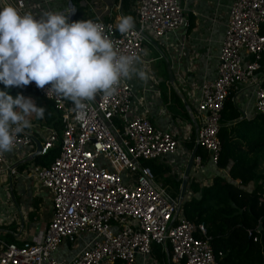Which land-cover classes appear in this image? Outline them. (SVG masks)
<instances>
[{"label": "built area", "instance_id": "obj_1", "mask_svg": "<svg viewBox=\"0 0 264 264\" xmlns=\"http://www.w3.org/2000/svg\"><path fill=\"white\" fill-rule=\"evenodd\" d=\"M47 1V0H41ZM5 4H8L6 1ZM24 0H14L21 14ZM130 11L134 28L122 35L117 22L90 18L122 54L143 52L147 35L163 38L170 31L186 28L188 19L179 0H133ZM124 16L117 8V18ZM264 0H230L224 33L217 54L216 74L199 83L197 126L178 136L154 126L133 101L129 84L121 79L113 95L98 93L87 104L84 119H77L74 105L55 93L50 85L38 88L59 111V131L46 130L38 154L58 144V154L48 165L29 163L18 172L0 154V175L32 180L48 199L50 216L36 238L7 241L0 237V264H159L151 253L156 243L169 248L173 264H218L206 227L181 213L183 200L171 196L158 184L144 160L174 154L184 142L200 145L207 161L216 166L220 144L217 136L220 111L228 94L236 107L250 101L264 116ZM244 55H249L245 59ZM47 93V94H46ZM242 114H246L244 109ZM32 137L24 129L16 135L13 149L26 156ZM194 169L202 161L193 155ZM264 205V193L257 195ZM255 240V238H253ZM66 244L69 255H55Z\"/></svg>", "mask_w": 264, "mask_h": 264}, {"label": "crops", "instance_id": "obj_2", "mask_svg": "<svg viewBox=\"0 0 264 264\" xmlns=\"http://www.w3.org/2000/svg\"><path fill=\"white\" fill-rule=\"evenodd\" d=\"M14 6V0H0V7L5 2ZM183 12L188 19V26L183 29L167 32L163 38L147 35L143 52L137 67L145 73V79L132 76L125 79L129 84L136 108L146 113L155 127L169 129L180 135L182 131L190 129L194 132L197 126L196 103L199 94V83L204 78H211L216 74L217 54L220 41L224 33L227 17V7L230 0H179ZM101 0L87 2L91 18H101L117 22V8L121 9L119 0L117 6L105 4ZM21 15L31 12L39 19L44 11H58L68 16L71 23L75 6L71 0H24ZM85 9V12H88ZM122 11V9H121ZM123 12V11H122ZM20 14V13H19ZM124 16H127L123 12ZM143 43V44H144ZM248 59L249 55H244ZM261 61H264L262 59ZM70 101V100H69ZM237 107L240 117L251 116L255 110L250 101L240 102ZM246 114H242V110ZM31 126L25 128L32 137L31 149L41 143L50 127L34 121V114L27 117ZM52 129V128H50ZM184 142L174 154L163 156L151 161L152 173L156 182L162 186L164 182L173 181L180 187L182 174L187 159L194 149ZM39 155V154H36ZM34 152L26 156L21 148L5 152L6 159L13 162L17 171H22L32 163ZM227 176L226 170L220 169L207 160L200 169H194L192 163L185 182V189L189 182L199 186L210 182L214 175ZM252 188V183L248 185ZM197 196L198 193H188ZM36 206L33 200L38 199ZM43 199H47L45 192L38 188L32 180L19 176L8 177L0 175V237L18 240L20 238H36L38 229H42L48 220L47 208ZM8 241V240H7ZM67 245L55 252V255H69Z\"/></svg>", "mask_w": 264, "mask_h": 264}, {"label": "clouds", "instance_id": "obj_3", "mask_svg": "<svg viewBox=\"0 0 264 264\" xmlns=\"http://www.w3.org/2000/svg\"><path fill=\"white\" fill-rule=\"evenodd\" d=\"M133 28L132 16L117 18L116 30L122 35ZM139 60L135 54H122L101 23H69L58 11H44L36 19L9 4L0 7V82L6 87L33 81L41 89L50 85L47 93L70 100L77 119L85 118V101L98 93L113 95L122 78L145 79ZM44 113L31 97L13 98L0 91V154L12 151L16 135L31 126L28 116L42 119Z\"/></svg>", "mask_w": 264, "mask_h": 264}, {"label": "trees", "instance_id": "obj_4", "mask_svg": "<svg viewBox=\"0 0 264 264\" xmlns=\"http://www.w3.org/2000/svg\"><path fill=\"white\" fill-rule=\"evenodd\" d=\"M88 1L71 0L75 6L72 22L91 18L84 15ZM132 2L119 0L122 11L133 17ZM260 33H264V24ZM0 91L13 98L17 94L31 97L38 107L45 108L44 117L37 119L34 114V121L55 131L61 128L59 111L39 90L29 85L6 87L0 82ZM240 115L228 94L220 111L217 132L220 149L216 162V167L226 170L227 176L214 175L202 186L189 182L186 192L198 195L183 200L181 213L186 219L205 225L212 249L221 252L218 264H264V232L256 230L258 223L264 228V205L257 204V195L264 193V116L258 112L248 117ZM58 148L55 144L44 154L34 156L33 164L48 165L58 154ZM194 154L202 163L207 160V153L200 145L194 146ZM151 161L144 160L143 164L152 169ZM250 183L252 188H248ZM38 200H33L34 206ZM5 238L12 240L8 235ZM166 251L169 260L168 247L162 251L158 244L151 245L152 256L159 264H167ZM111 264L123 263L115 260ZM169 264L173 263L169 261Z\"/></svg>", "mask_w": 264, "mask_h": 264}, {"label": "rangeland", "instance_id": "obj_5", "mask_svg": "<svg viewBox=\"0 0 264 264\" xmlns=\"http://www.w3.org/2000/svg\"><path fill=\"white\" fill-rule=\"evenodd\" d=\"M91 1H93V0H91ZM97 1H99V0H97ZM101 1L103 2V4H101L102 7L105 4H107L109 6L111 5L112 8L117 6V2H115V0H101ZM85 9L88 10V6ZM84 15L85 16H91L90 11L88 10V12H84ZM143 45H145V43ZM141 55H142V53L140 54V56ZM140 56H139V58H140ZM154 179L156 180L155 176H154ZM162 186L164 187L166 192L169 193L171 196H178V192H179V185L178 184L174 183L173 181H167V182H164L162 184ZM185 192H186V190H185ZM42 202L44 203L42 205H44L47 208V205H49L48 199H43Z\"/></svg>", "mask_w": 264, "mask_h": 264}, {"label": "water", "instance_id": "obj_6", "mask_svg": "<svg viewBox=\"0 0 264 264\" xmlns=\"http://www.w3.org/2000/svg\"><path fill=\"white\" fill-rule=\"evenodd\" d=\"M39 148H40V144L38 143L36 145V149L34 151V155L38 154ZM193 155H194V149L191 151V153H190V155H189V157L187 159V162H186V165H185L183 174H182L181 184H180L179 192H178V196L179 197H182L183 194H184V191H185V182H186V178H187V175H188V171H189V168H190L191 159H192ZM256 230L257 231H260L261 230V231L264 232V228L261 227L260 223L257 224ZM165 256H166L167 264H169L167 251L165 252Z\"/></svg>", "mask_w": 264, "mask_h": 264}]
</instances>
